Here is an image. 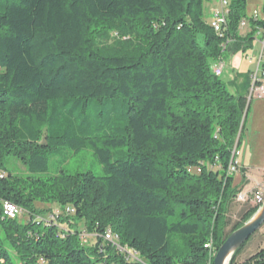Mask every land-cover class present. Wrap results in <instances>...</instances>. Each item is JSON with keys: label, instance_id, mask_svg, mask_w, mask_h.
Here are the masks:
<instances>
[{"label": "trees", "instance_id": "1", "mask_svg": "<svg viewBox=\"0 0 264 264\" xmlns=\"http://www.w3.org/2000/svg\"><path fill=\"white\" fill-rule=\"evenodd\" d=\"M211 1L0 0V264H212L205 245L253 216L226 231L250 102L211 63L264 19L240 35L246 0H229V44ZM84 148L102 173L47 172ZM246 243L228 264H264V248L236 262Z\"/></svg>", "mask_w": 264, "mask_h": 264}, {"label": "rangeland", "instance_id": "2", "mask_svg": "<svg viewBox=\"0 0 264 264\" xmlns=\"http://www.w3.org/2000/svg\"><path fill=\"white\" fill-rule=\"evenodd\" d=\"M214 1V0H213ZM264 8V0H246L245 4V14L249 18L253 11H258L260 14H262ZM209 9H204V14L206 17L209 16ZM209 14V15H208ZM118 35L116 32H112L109 34V41L110 43L113 42L114 39H116ZM259 44L257 43L256 39L253 40V48L249 49L247 51V57L243 58L242 65L240 67L241 72L246 71L247 69H250L252 67V61H251V53L257 51ZM236 57L241 59L242 53L239 52L236 54ZM225 60V68L221 76H219V79L226 83L227 88L228 86V80L230 77V66L228 64V59L226 58V55L224 56ZM251 61V62H250ZM215 64V61H212L211 65L213 66ZM255 99L251 100V106L248 110L247 116H246V122L244 131L242 134L241 142L239 144V149L242 150V155L239 156V162H243L244 166H246V169L248 170V175L245 174L244 170L239 166L238 171L234 173L233 180L231 183V186L234 187L236 196L243 195V200H237V198H233L231 203L228 206L227 210V220H228V226L226 228V231H229L230 228L238 221H240L242 214L246 211L247 208L254 206L253 197L257 193V190L259 188V185L264 184V118H260L261 115L256 121V130L258 132V135L255 137L256 141V151L253 152L250 149H246V139L247 137L252 138L251 131L249 130V119L251 118V114L253 111V102ZM259 114H257L258 116ZM247 150V151H246ZM12 164V158L9 157L6 162L7 167H11ZM17 168L22 169L21 165L16 162L15 164ZM63 169L66 174H76V173H82L86 171L93 172L95 174L102 173V167L101 165L96 161V159L93 156V152L91 149H81L77 152H60L56 153L54 156L50 158L49 161V168L48 173L54 174L58 172L59 169ZM248 178L246 180L245 176ZM248 182V184H247ZM258 209V208H257ZM19 218H26L25 212L22 211V214L19 215ZM87 241L89 242L90 239L88 237ZM261 248H264V224L256 231L247 241L244 248L240 252V254L236 258L237 263L243 262L247 257L254 254L256 251L260 250Z\"/></svg>", "mask_w": 264, "mask_h": 264}, {"label": "built area", "instance_id": "3", "mask_svg": "<svg viewBox=\"0 0 264 264\" xmlns=\"http://www.w3.org/2000/svg\"><path fill=\"white\" fill-rule=\"evenodd\" d=\"M217 7L213 9L210 14L209 25H213L216 28V35L223 37L224 41H229V44L232 42V39L226 36L227 29V15H228V4L229 0H217ZM258 21L262 20L263 15L258 11H253L251 16L242 18L238 23V28L241 29L249 24V20ZM255 39L259 46L261 47L259 61L257 65V71L250 76L251 87L247 93V102H250L253 98H260L264 96V25H259L256 27ZM211 68H216L217 77L221 76L225 68L224 58H217L215 64ZM240 151L234 146L231 152V157L229 164L226 169L227 175H234L238 171L240 162H239ZM196 172L198 167H195ZM237 200H243V195L236 196ZM254 204L259 208L264 202V184L259 185L257 193L253 197ZM3 208H9V215H6L9 218H16L22 212V210L12 203H4ZM66 212H72V209L69 207L66 208ZM106 239H110V235H105ZM215 254V253H214ZM258 264V263H257Z\"/></svg>", "mask_w": 264, "mask_h": 264}, {"label": "crops", "instance_id": "4", "mask_svg": "<svg viewBox=\"0 0 264 264\" xmlns=\"http://www.w3.org/2000/svg\"><path fill=\"white\" fill-rule=\"evenodd\" d=\"M218 3H217V0H212L210 2V4L208 5V9H209V13L215 9L217 7ZM250 26L249 24L246 25L245 27L239 29V34L240 35H245L247 32L250 31ZM253 48V41L251 42V46L250 48H248L247 50H238L236 52H227L225 55H226V58L228 59V64L230 66H228L231 70H230V77H229V80H228V86H229V90L230 91H235L237 89H240L241 86H243L242 84L243 83H247V92L249 91L250 87H251V81H250V76L255 73V71H257V65L258 64V61H259V55H260V51H261V47L258 46V49L257 51L251 53V61H252V67L250 69H247L246 71L244 72H241L240 70V67L242 65V62H243V58H248L247 57V51H249V49H252ZM241 52L242 53V58L239 59L236 57V54ZM247 52V53H246ZM250 61V62H251ZM224 71V70H223ZM245 81V82H244ZM255 99V101L253 102V111H252V114H251V118L249 119V130L248 131H251V136H253V139L252 138H249L247 137L246 139V149L248 148L249 149V152H250V149L255 152L256 151V145L255 143L252 144L253 142L256 141V136L258 135V132L256 130V121L258 120L257 117H259L261 115L260 118H264V96L263 97H260V98H253ZM250 105H251V101H250ZM249 105V108L251 107ZM249 110V109H248ZM257 114H259L257 116ZM239 149V148H238ZM240 156L243 154L242 153V150H240ZM247 151V150H246ZM240 166L241 168L244 170L245 174L248 175V170L246 169V166H244L243 162L241 161L240 162ZM234 176V175H233ZM245 176V175H244ZM235 178V176H234ZM246 180H248V178L245 176ZM236 179V178H235ZM248 184V182H247Z\"/></svg>", "mask_w": 264, "mask_h": 264}, {"label": "water", "instance_id": "5", "mask_svg": "<svg viewBox=\"0 0 264 264\" xmlns=\"http://www.w3.org/2000/svg\"><path fill=\"white\" fill-rule=\"evenodd\" d=\"M264 224V202L241 227L230 233L216 249L212 264H228L234 253Z\"/></svg>", "mask_w": 264, "mask_h": 264}, {"label": "bare ground", "instance_id": "6", "mask_svg": "<svg viewBox=\"0 0 264 264\" xmlns=\"http://www.w3.org/2000/svg\"><path fill=\"white\" fill-rule=\"evenodd\" d=\"M213 27H214V30L216 31L215 26H213ZM212 71H213V73L217 76L216 68H212ZM188 171H189V172H193V171H196V169H191V168H189ZM198 171H200L199 168H198ZM3 213H4L5 215H9V208H3ZM207 246H208V248L211 249V253L214 255V253L216 252V250L211 246V243H208L207 245H205V247H207Z\"/></svg>", "mask_w": 264, "mask_h": 264}]
</instances>
